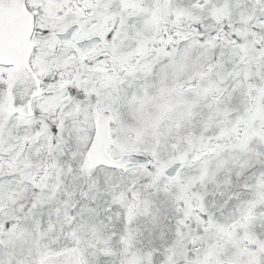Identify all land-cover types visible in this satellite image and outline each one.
Here are the masks:
<instances>
[{
    "label": "snow or ice",
    "instance_id": "6c2138e0",
    "mask_svg": "<svg viewBox=\"0 0 264 264\" xmlns=\"http://www.w3.org/2000/svg\"><path fill=\"white\" fill-rule=\"evenodd\" d=\"M0 264H264V0H0Z\"/></svg>",
    "mask_w": 264,
    "mask_h": 264
}]
</instances>
